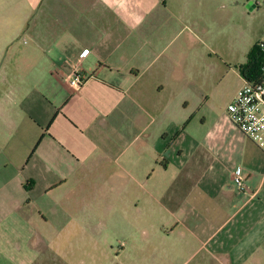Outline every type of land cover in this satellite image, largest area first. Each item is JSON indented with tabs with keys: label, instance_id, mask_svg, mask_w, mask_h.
Segmentation results:
<instances>
[{
	"label": "crops",
	"instance_id": "0c3cea01",
	"mask_svg": "<svg viewBox=\"0 0 264 264\" xmlns=\"http://www.w3.org/2000/svg\"><path fill=\"white\" fill-rule=\"evenodd\" d=\"M0 2V264H264V150L205 57L224 0Z\"/></svg>",
	"mask_w": 264,
	"mask_h": 264
},
{
	"label": "rangeland",
	"instance_id": "374dc122",
	"mask_svg": "<svg viewBox=\"0 0 264 264\" xmlns=\"http://www.w3.org/2000/svg\"><path fill=\"white\" fill-rule=\"evenodd\" d=\"M248 5L249 0H224L217 5V12L208 15L206 20L208 50L205 57L208 72L214 75L215 82L211 85L217 90L215 104L219 107L226 104L230 94H235L236 83L242 82L240 76L237 79L239 68L247 63L256 47L264 43V0H260V5L252 10ZM14 26L8 6L0 2V37L12 31ZM221 73L223 76L220 78ZM114 202H118L115 195L111 198L113 207ZM105 233L104 230L95 231L97 238H103ZM112 237L115 238L114 234Z\"/></svg>",
	"mask_w": 264,
	"mask_h": 264
},
{
	"label": "built area",
	"instance_id": "2783aa9c",
	"mask_svg": "<svg viewBox=\"0 0 264 264\" xmlns=\"http://www.w3.org/2000/svg\"><path fill=\"white\" fill-rule=\"evenodd\" d=\"M261 56L260 69L255 81L245 82L226 108L229 121L250 141L264 150V43L258 46ZM83 83L81 73L74 71L69 78L71 88L77 90ZM242 170L233 171L236 189L246 194Z\"/></svg>",
	"mask_w": 264,
	"mask_h": 264
},
{
	"label": "trees",
	"instance_id": "16d2710c",
	"mask_svg": "<svg viewBox=\"0 0 264 264\" xmlns=\"http://www.w3.org/2000/svg\"><path fill=\"white\" fill-rule=\"evenodd\" d=\"M261 63V56L258 47L250 54L245 65L239 68V73L245 82L251 83L258 76Z\"/></svg>",
	"mask_w": 264,
	"mask_h": 264
},
{
	"label": "water",
	"instance_id": "95a60500",
	"mask_svg": "<svg viewBox=\"0 0 264 264\" xmlns=\"http://www.w3.org/2000/svg\"><path fill=\"white\" fill-rule=\"evenodd\" d=\"M249 6V5H248Z\"/></svg>",
	"mask_w": 264,
	"mask_h": 264
}]
</instances>
